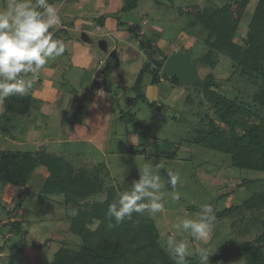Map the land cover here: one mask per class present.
Wrapping results in <instances>:
<instances>
[{
	"label": "rangeland",
	"instance_id": "rangeland-1",
	"mask_svg": "<svg viewBox=\"0 0 264 264\" xmlns=\"http://www.w3.org/2000/svg\"><path fill=\"white\" fill-rule=\"evenodd\" d=\"M236 1L49 0L61 18L51 31L54 38L64 41L66 51L35 76L27 77L32 85L27 92L32 97L36 90L46 92V86L53 94L60 92V97L49 105L52 112H44L49 106L45 99L37 98L27 116L10 121L0 115V151L60 158L75 173H86L118 193L130 190L146 163L159 164L164 211L151 216L161 248L165 250L167 237L175 233L188 245L187 257L194 264H198L195 249L201 246L209 251V264H247L243 255L233 254L264 232V211L244 206L256 191L264 189V173L237 169L230 155L204 144L218 117L200 84H177L164 75L159 85L152 83L163 55L190 50L198 77L212 82L211 91L255 107L250 96L264 89V80L241 75L226 54L214 53L209 61L204 59L209 52V32L200 14ZM259 1L249 0L239 25L235 40L243 46ZM9 2L0 0V9ZM120 21L126 25L119 26ZM98 25L100 31H96ZM133 26L140 27L138 36L130 33ZM149 45L159 53L148 50ZM113 54L120 60L115 69L109 65ZM100 88L105 93L98 96ZM3 109L2 102L0 112ZM10 136L15 138L12 143L8 142ZM174 152L173 159L159 156ZM169 170L179 177L175 188L179 200L172 199ZM256 179L261 183L242 186V182ZM100 200L101 196H95L87 202ZM205 204L215 213L209 240L201 245L190 233L176 232L173 224L177 217L198 220ZM230 206L238 209L222 217ZM77 212L75 205L65 203L64 195L43 196L25 188L8 204L0 200V264H53L62 248L78 251L82 241L69 231ZM19 216L24 217L20 233L3 227ZM98 225L95 222L91 228Z\"/></svg>",
	"mask_w": 264,
	"mask_h": 264
},
{
	"label": "trees",
	"instance_id": "trees-1",
	"mask_svg": "<svg viewBox=\"0 0 264 264\" xmlns=\"http://www.w3.org/2000/svg\"><path fill=\"white\" fill-rule=\"evenodd\" d=\"M248 4L249 0H238L210 14H200L201 23L209 32L206 40L209 52L204 59L209 61L214 53L226 54L240 68L241 75L264 80V0H260L256 6L245 45L235 40ZM131 9L133 6L123 11ZM125 25L122 21L119 22V26ZM129 31L138 36L140 27L133 26ZM163 58L160 67L154 69L153 85H159L164 79L162 69L168 56L163 55ZM170 79L179 83L176 77ZM206 83L204 93L213 103L218 121L211 124L204 144L230 155L232 165L237 169L264 173V89L250 96L256 105L253 107L211 91L212 82ZM30 99L28 92L7 98L3 102L1 118L11 120L26 114L30 109ZM175 154L176 152L169 155L162 153L159 156L173 159ZM0 183L23 187L28 192L43 196L64 195L66 204L78 208L69 231L81 239L82 246L76 252L62 248L56 253L53 264H174L159 245L158 229L149 213H133L131 220L125 219L117 224L114 217L110 219L107 216L109 205L117 200L116 189L100 185L86 173H75L60 158L46 156L45 153L40 156L29 152L2 150ZM260 183L261 180L256 179L244 181L242 186ZM95 196H101V200L93 204L87 202ZM244 206L264 211V189L256 191ZM237 209L238 207L230 206L222 213V217ZM95 222L99 225L92 229ZM6 226H10L11 232L16 233H20L23 228V224L16 221L6 223L3 227ZM263 246L264 232L256 240L244 243L233 255H243L247 264H264ZM194 263V259L186 257V264Z\"/></svg>",
	"mask_w": 264,
	"mask_h": 264
},
{
	"label": "clouds",
	"instance_id": "clouds-1",
	"mask_svg": "<svg viewBox=\"0 0 264 264\" xmlns=\"http://www.w3.org/2000/svg\"><path fill=\"white\" fill-rule=\"evenodd\" d=\"M61 23L58 8L49 0H10L0 9V103L17 94L26 93L31 87L27 77L35 76L51 60L61 57L66 46L64 41L54 38L52 29ZM159 164L146 163L139 168V179L131 183L130 190L117 193V200L107 209V216L115 218L117 224L131 220L133 213L150 215L162 213L164 204L160 194L162 184ZM168 184L173 189L172 199L179 200L175 191L179 177L168 171ZM214 209L202 206L199 219L177 217L173 228L176 232L190 233L194 242L207 244L213 229ZM174 264H186L188 245L178 240L176 234L169 235L164 244ZM198 264H209V251L197 247Z\"/></svg>",
	"mask_w": 264,
	"mask_h": 264
},
{
	"label": "water",
	"instance_id": "water-1",
	"mask_svg": "<svg viewBox=\"0 0 264 264\" xmlns=\"http://www.w3.org/2000/svg\"><path fill=\"white\" fill-rule=\"evenodd\" d=\"M148 50H153V46L149 45ZM153 51L156 53L155 50ZM191 56L192 52L190 50L187 52L179 51L170 55L162 69V74L169 78L176 77L182 85L198 83L204 89L207 83L198 77L195 64L191 63ZM109 65L111 69L120 66V60L117 54H113L110 57Z\"/></svg>",
	"mask_w": 264,
	"mask_h": 264
},
{
	"label": "crops",
	"instance_id": "crops-1",
	"mask_svg": "<svg viewBox=\"0 0 264 264\" xmlns=\"http://www.w3.org/2000/svg\"><path fill=\"white\" fill-rule=\"evenodd\" d=\"M125 24H126V22H124ZM62 28L63 29H65L66 28V25L65 24H62ZM85 29V28H84ZM101 30V26L100 25H98L97 27H96V31H100ZM77 31H79V30H77ZM77 31H74V32H72L73 33V36L74 35H76V33H77ZM115 32V34H118L119 33V30H115L114 31ZM121 33V32H120ZM122 35H126V34H123V33H121ZM72 43V42H71ZM71 48H72V50H74V48H73V46H71ZM45 88H46V92H42V91H40V90H36L34 93H33V96L31 97V101H30V109H29V111L26 113V114H24V115H20V116H18V117H13V119H11L10 121H13V120H16V119H19V118H21V117H24V116H27V115H29L30 114V111H31V109L33 108V106H35V103H36V100H37V98H42V99H45L46 101H45V104H47L48 106L49 105H51V104H53V101H55L54 99H58L59 97H60V92H55L54 94H53V92H52V88H48V87H46L45 86ZM27 93V92H26ZM26 93H24V94H21V95H25ZM105 93V91L102 93V91H101V88L97 91V95L99 96V95H102V94H104ZM51 95H54L55 97L53 98V96H51ZM48 96H50V97H52V99L51 98H49ZM60 102H62V101H60ZM44 105H42L41 106V109L40 110H42V107H43ZM43 111L44 112H47V111H49V112H52V109L50 108V106L49 107H45V108H43ZM0 114H1V112H0ZM15 141V138L14 137H12V136H10V139H8V142L9 143H12V142H14ZM23 145V144H22ZM24 189L23 187H16V186H12V185H4V184H2V183H0V200L3 202V203H5V204H8V202H11V201H13V199H14V197L17 195V193H19V189ZM15 221L16 222H23L24 221V217L22 218L21 216H19V217H17L16 219H15ZM2 253L0 252V255H1ZM1 258V257H0Z\"/></svg>",
	"mask_w": 264,
	"mask_h": 264
}]
</instances>
